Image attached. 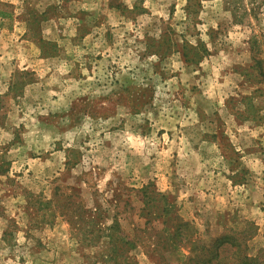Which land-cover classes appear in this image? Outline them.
Wrapping results in <instances>:
<instances>
[{
  "label": "rangeland",
  "instance_id": "obj_1",
  "mask_svg": "<svg viewBox=\"0 0 264 264\" xmlns=\"http://www.w3.org/2000/svg\"><path fill=\"white\" fill-rule=\"evenodd\" d=\"M113 217L264 264V0H0V264H112Z\"/></svg>",
  "mask_w": 264,
  "mask_h": 264
},
{
  "label": "trees",
  "instance_id": "obj_2",
  "mask_svg": "<svg viewBox=\"0 0 264 264\" xmlns=\"http://www.w3.org/2000/svg\"><path fill=\"white\" fill-rule=\"evenodd\" d=\"M183 57L185 58V55H183ZM143 193L146 194L145 191ZM97 208L98 207L95 208V212L99 211V208ZM162 212L165 220L163 222L164 231L167 236L162 244L156 245L157 249L159 248L157 251L164 254V252L183 248L184 245H190L192 241L189 240V238L192 237V228L190 225L184 222L178 215L172 217L173 213L170 207L163 209ZM113 219L112 225L108 228L110 234L107 236L110 239L111 254H114L112 257H107L109 262L112 264H120L119 261L122 259L125 264H136L130 256H127L128 251L135 248V244L132 240H129L121 234L115 217H113ZM114 234L116 236H113ZM238 241L240 240L227 238L219 239L216 241L217 246L213 253H211L210 250L214 247L208 248L205 245H195V247L191 249L189 256L183 260L184 264H251L253 259L246 255L244 240ZM231 248H234L235 251L230 254L228 250H231ZM119 250H122L121 254L116 253ZM158 262L159 264L163 263L160 259H158Z\"/></svg>",
  "mask_w": 264,
  "mask_h": 264
}]
</instances>
